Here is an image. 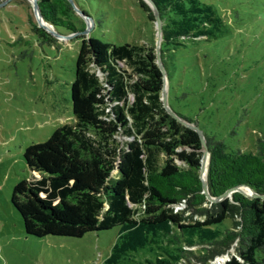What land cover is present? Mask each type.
I'll list each match as a JSON object with an SVG mask.
<instances>
[{"label":"trees","instance_id":"obj_1","mask_svg":"<svg viewBox=\"0 0 264 264\" xmlns=\"http://www.w3.org/2000/svg\"><path fill=\"white\" fill-rule=\"evenodd\" d=\"M74 2L95 23L101 21L92 13L98 7ZM137 2L154 20L148 3ZM153 2L162 20L160 56L169 96L173 78L189 63L207 61L217 47L236 41V35H244L251 45L258 39L257 32L248 37L246 27L255 17L247 10L226 8L214 0ZM38 3L44 19L58 32L85 28L69 0ZM30 22L33 30L54 41L31 16ZM76 38L81 47L71 83L75 121L26 147L24 160L31 176L13 186L11 201L25 232L36 237H82L119 226L117 241L102 264H120L144 250L155 252L146 264H177L186 251L184 245L196 243L214 246L202 256L204 264L233 243L236 253L222 264H264V198L234 191L219 201L207 199L200 176L204 147L199 133L163 104L165 74L157 62L156 46L84 34ZM96 71L103 73L104 81ZM168 103L179 117L200 128L195 117L178 111L170 99ZM204 133L210 194L219 196L242 184L263 194L264 134L257 133L255 150H244L213 132ZM118 134L125 139H118ZM185 203L186 208L177 209ZM189 208L205 219L186 222ZM227 220L232 228L219 226Z\"/></svg>","mask_w":264,"mask_h":264},{"label":"rangeland","instance_id":"obj_2","mask_svg":"<svg viewBox=\"0 0 264 264\" xmlns=\"http://www.w3.org/2000/svg\"><path fill=\"white\" fill-rule=\"evenodd\" d=\"M4 1L0 0V264H102L117 241L119 226L90 231L82 237L28 235L11 194L19 180L31 176L24 160L26 147L47 140L61 124L75 121L71 83L81 47V39L76 37L92 35L115 43L154 47L156 21L148 19L137 0H80L85 6L98 7L92 13L101 21L93 20L89 32L71 37L50 33L54 37L50 41L48 34L33 30L30 16L40 26L32 0ZM214 2L254 13L246 28L248 37L259 33L256 44L236 35V41L217 47L207 61L189 63L173 78L168 99L178 111L195 117L204 132H213L234 147L255 150L257 133L264 134V0ZM42 22L51 27L49 22ZM59 32L69 34L65 28ZM96 72L104 81L103 73ZM233 128L235 134L230 133ZM118 139L125 138L118 134ZM185 215L191 216L186 222L205 219L192 208ZM219 226L232 228L228 220ZM210 248L214 246L184 245L186 251L177 264H204L201 258ZM235 253L233 243L207 264H222ZM153 256L155 252L144 250L120 264H146L145 260Z\"/></svg>","mask_w":264,"mask_h":264},{"label":"water","instance_id":"obj_3","mask_svg":"<svg viewBox=\"0 0 264 264\" xmlns=\"http://www.w3.org/2000/svg\"><path fill=\"white\" fill-rule=\"evenodd\" d=\"M6 1H9V0H5L4 2H6ZM144 1H146L148 3V5L151 7V9H152V11L154 13V20L156 21V24H157V42H156L157 62L159 64L161 70L165 74V76H164V84H163V88H162V101H163V104H164L165 108L167 109V111L172 116L177 118L183 124L195 129L200 135V138H201V141H202V145L204 147L203 156H202V159H201V171H200L201 173H200V176H201L202 183H203V192L205 193L207 199L209 201H211V202L219 201V200H222L223 198H225L227 196H231L234 191L242 192L246 196L264 198V193L263 194L257 193L250 186L245 185V184L237 185V186H234L232 188H229L227 191H225L223 194H221L219 196H212L210 194L209 186H208V180H207L208 164H209V150H208V147H207L206 135L203 132V130L198 127V125L190 123L188 121H185L184 119L179 117L174 112V110L171 108V106L168 103V89H169L168 79L166 77V72H165L164 66H163L162 61H161V56H160V47H161V41H162V20L160 18L159 11H158L155 3L153 2V0H144ZM69 2L72 4V6L75 9V11L79 12V14L82 16V18L84 19V21L86 23V26H85V28L82 31H79V32H76V33H69L67 35V34H62V33L58 32L57 30H55L54 29L55 28L54 25L51 24V23H50V25H51L52 28H49L48 26H46V24L42 23V21H45V22H47V21L44 19L43 15H42V12H41L40 7H39L38 0H32L33 9H34V13H35L36 18H37L38 25L40 27L44 28L49 33L54 34V35L59 36V37H71V36L76 35V34L81 33V32H84V33L89 32V30L91 29V27L93 25V19L89 15H86L83 10L79 9L77 7V5L75 4L74 0H69ZM205 162H207V167L206 168H205ZM204 169H205L206 177L203 176ZM242 186H246L249 189H251L252 193H250V194L245 193L241 189Z\"/></svg>","mask_w":264,"mask_h":264},{"label":"bare ground","instance_id":"obj_4","mask_svg":"<svg viewBox=\"0 0 264 264\" xmlns=\"http://www.w3.org/2000/svg\"><path fill=\"white\" fill-rule=\"evenodd\" d=\"M44 22H45V21H44ZM42 23H43V22H42ZM46 23H47V22H46ZM46 26H48V25L46 24ZM48 27H49V26H48ZM49 28H51V27H49ZM206 167H207V162H205V168H206ZM203 176L206 177L205 169H204ZM241 189H242L245 193H248V194L252 193V190L249 189V188L246 187V186H242Z\"/></svg>","mask_w":264,"mask_h":264}]
</instances>
